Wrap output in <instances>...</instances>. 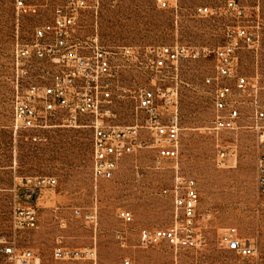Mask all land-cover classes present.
Wrapping results in <instances>:
<instances>
[{
	"label": "rangeland",
	"instance_id": "374dc122",
	"mask_svg": "<svg viewBox=\"0 0 264 264\" xmlns=\"http://www.w3.org/2000/svg\"><path fill=\"white\" fill-rule=\"evenodd\" d=\"M18 1L24 5L17 7ZM61 1L0 0V236L16 239L21 248L34 251L42 264H92L55 260L59 241L70 248H96L97 264H122L125 259L135 264H264V196L258 189L259 133L255 128V112L264 107V0H237L245 9L243 17L225 8L229 0H171L172 8L166 10L154 0H118L104 3L98 11L81 13L83 40L98 34L109 51L176 44L213 51L224 44L226 27L237 23L251 27L261 40L258 49L241 50L236 66L237 73L250 81L233 98L241 111L239 129H214L217 88L235 87V79L218 77L217 53L180 62L165 83L179 91L178 150L162 154L141 149L124 158L111 180L98 182L92 175L91 129L58 123L34 133L13 129L17 79L21 89L39 72L36 63L17 69L16 45L29 42L38 26L51 22ZM205 5L219 12L197 15L196 9ZM126 66L116 83L122 95L111 123L116 126L136 122L138 89L150 77L144 66L128 61ZM34 176L55 177L58 183L44 189L39 198L37 227L15 232L16 195L24 193L23 179ZM177 177L197 183L201 197L197 230L207 238L203 251L166 242L151 247L141 244L143 231L160 233L175 224L173 199L162 190L173 188ZM76 210L82 215L76 216ZM94 212L97 220L92 223L86 216ZM122 212L131 213V218H121ZM229 228L256 244L258 259L241 257L221 244V235Z\"/></svg>",
	"mask_w": 264,
	"mask_h": 264
},
{
	"label": "built area",
	"instance_id": "2783aa9c",
	"mask_svg": "<svg viewBox=\"0 0 264 264\" xmlns=\"http://www.w3.org/2000/svg\"><path fill=\"white\" fill-rule=\"evenodd\" d=\"M118 0H62L57 4L52 20L38 26L29 42L17 43L15 65L39 66V72L29 77L13 98V129L25 133L39 132L58 124L69 128H89L93 132L92 175L96 182L111 180L127 155L141 149H155L166 154L167 149L178 150L180 132L179 91L166 86L167 75L177 69L180 62L197 59L216 52L219 58L218 77L235 79V87L219 86L215 106L217 132L234 131L240 127L241 111L233 101L236 93L250 85L249 78L237 73L236 66L242 49L256 50L260 35L245 24L229 25L224 32L225 42L217 50L190 49L183 45H148L118 47L109 51L99 41L98 34L83 40L81 13L98 11L104 3ZM160 9L172 8L171 0H154ZM17 7L23 6L18 1ZM226 9L236 17L245 16V9L237 0H229ZM219 9L200 6L199 16H214ZM208 50V51H207ZM144 66L149 72L138 89L137 120L126 126L112 125L117 117L115 104L122 95L116 89L126 62ZM27 73V69L22 70ZM211 83V79H207ZM255 128L259 133L257 162L258 189L264 196V107L255 112ZM162 161L159 160L160 164ZM55 177L34 176L23 179L24 193L16 195L13 208V229H35L39 221V198L44 189L54 188ZM162 194L170 196L177 212L174 225L160 233L143 231L142 246H157L162 242L180 249L203 251L206 236L200 229L198 212L201 201L197 183L193 178L177 177L173 188H164ZM22 199V201H18ZM81 216L80 210L75 211ZM123 219L131 213L122 212ZM90 222L97 220L96 212L88 214ZM122 239V234H118ZM221 244L241 257L259 258L256 244L242 238L236 228L221 235ZM264 247V246H263ZM57 261H84L97 264L96 248H70L59 241L53 252ZM0 264H42L41 257L30 249H23L16 239L0 236ZM116 264V263H109ZM122 264H135L125 259Z\"/></svg>",
	"mask_w": 264,
	"mask_h": 264
}]
</instances>
